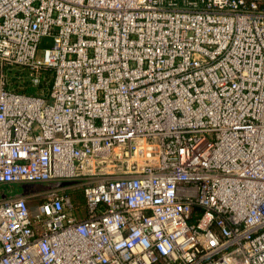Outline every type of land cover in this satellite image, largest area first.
Instances as JSON below:
<instances>
[{
    "label": "built area",
    "instance_id": "1",
    "mask_svg": "<svg viewBox=\"0 0 264 264\" xmlns=\"http://www.w3.org/2000/svg\"><path fill=\"white\" fill-rule=\"evenodd\" d=\"M8 184L0 264H264V0H0Z\"/></svg>",
    "mask_w": 264,
    "mask_h": 264
},
{
    "label": "rangeland",
    "instance_id": "2",
    "mask_svg": "<svg viewBox=\"0 0 264 264\" xmlns=\"http://www.w3.org/2000/svg\"><path fill=\"white\" fill-rule=\"evenodd\" d=\"M50 45H52V41L46 40V41H43L41 48L49 47ZM42 56H43V51H42V49H40L38 51V57L42 58ZM18 74H20V72L11 74L10 81H11L12 88L17 90V91H24L26 89V87H28L27 78L25 79L24 76L23 77H19ZM60 183L61 182H56V181L52 182L53 189L59 188V187H56V186L59 185ZM41 191L42 190L33 192L34 195L29 200V204H30V206L32 208H35L37 205H41L43 203V200H44L43 199V195H42L43 191L42 192ZM0 192L3 193V195H6V196H17V195H20L23 192V188H22L21 184L20 185L19 184H14L13 186L8 187V188H6L4 190L1 189ZM82 205H84V200H83V202L81 203L80 206H82ZM83 209H84V207H83Z\"/></svg>",
    "mask_w": 264,
    "mask_h": 264
},
{
    "label": "trees",
    "instance_id": "3",
    "mask_svg": "<svg viewBox=\"0 0 264 264\" xmlns=\"http://www.w3.org/2000/svg\"><path fill=\"white\" fill-rule=\"evenodd\" d=\"M46 76H47L48 78H50V77H51V73H50V72H46ZM24 92L27 93V94H34V92H35V88H33V87H28L27 89L24 90ZM13 185H14V184L0 185V190H1V189L4 190V189H6V188H8V187H11V186H13ZM69 194L71 195V197L73 198V200H74L77 204L81 205V203H82L83 200H84V196H83V192H82V190L70 191ZM2 196H3V193L0 192V199L2 198ZM82 206H83V205H82Z\"/></svg>",
    "mask_w": 264,
    "mask_h": 264
},
{
    "label": "water",
    "instance_id": "4",
    "mask_svg": "<svg viewBox=\"0 0 264 264\" xmlns=\"http://www.w3.org/2000/svg\"><path fill=\"white\" fill-rule=\"evenodd\" d=\"M23 192L21 193L22 195L28 194L30 192H36L44 189V186L41 185H22ZM6 195H3L2 198H5Z\"/></svg>",
    "mask_w": 264,
    "mask_h": 264
}]
</instances>
